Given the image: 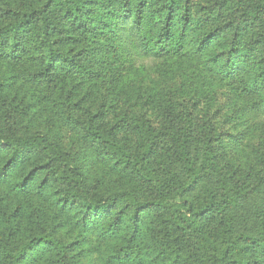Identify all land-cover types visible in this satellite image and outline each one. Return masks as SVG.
Segmentation results:
<instances>
[{"label": "trees", "instance_id": "trees-1", "mask_svg": "<svg viewBox=\"0 0 264 264\" xmlns=\"http://www.w3.org/2000/svg\"><path fill=\"white\" fill-rule=\"evenodd\" d=\"M89 255L264 264V0H0V264Z\"/></svg>", "mask_w": 264, "mask_h": 264}, {"label": "rangeland", "instance_id": "rangeland-1", "mask_svg": "<svg viewBox=\"0 0 264 264\" xmlns=\"http://www.w3.org/2000/svg\"><path fill=\"white\" fill-rule=\"evenodd\" d=\"M138 72L136 74H130L127 80V83L132 86H141L145 88H151L156 87L158 89H161L167 93L174 90L177 91V89L180 87V77L178 75H174L173 72L169 68H166L165 66H160L159 69L154 67L152 64H148L144 67H139ZM141 71V72H140ZM19 89V86L16 85L12 89V95L13 97L16 96V90ZM25 90V88H23ZM22 97V93L20 94ZM180 98V96H174V98ZM19 101V99H17ZM27 102V100H24ZM15 105V104H14ZM14 110V109H13ZM93 255H89L87 258H85L84 263L85 264H93L94 259ZM99 264H102L99 262Z\"/></svg>", "mask_w": 264, "mask_h": 264}]
</instances>
